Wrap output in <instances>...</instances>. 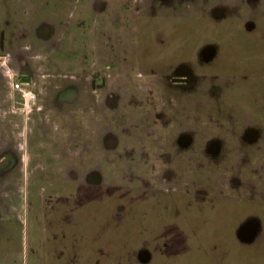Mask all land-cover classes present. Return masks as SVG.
<instances>
[{"label": "flooded vegetation", "instance_id": "obj_1", "mask_svg": "<svg viewBox=\"0 0 264 264\" xmlns=\"http://www.w3.org/2000/svg\"><path fill=\"white\" fill-rule=\"evenodd\" d=\"M35 1L0 0L1 48L10 42L14 45L26 31L35 40L42 36L43 22L31 25L26 20L40 11ZM121 2L107 14L102 0L96 11L81 12L74 11L78 4L69 0L70 11L62 19L55 16L63 11H55L51 27L63 19L67 27L65 55L56 54L68 64L66 71L42 75L41 66L37 71L31 59L18 61L16 70L9 71L29 96L13 89L12 80L6 83L9 93L13 99L19 96V105L32 112L23 133L8 136L0 125L5 138L0 141V191H8L4 199L26 187L38 198L32 217L39 225L44 223L45 231L56 238L51 231L55 227L75 229L60 232L59 237H68L69 242L53 252L57 261L65 258L67 264H72L75 241L82 235L78 227L94 213L96 204H103L106 220L123 224L119 237L149 241L137 251L144 264H154V252L159 255L157 264H182L180 257L195 253L201 245L199 229L190 226L186 231V224L205 217L210 224L234 222L233 237L241 244H252L263 237L264 200L245 195L240 199L223 188L217 193L213 180L222 177L226 190L240 195L255 187L254 176L264 185V0ZM27 3L34 5L31 14ZM111 28L120 32L112 40ZM107 56L110 63L103 66L101 59ZM39 73L46 83L43 93L36 87ZM112 77L122 84L110 86ZM152 85L158 89L154 91ZM39 94L44 96L41 105ZM106 112L113 113L118 136L123 132L122 112L128 113L131 123L124 127L131 126L134 144L128 154L121 151L120 139L104 129L111 121ZM91 123L95 129L102 125L95 133L98 137L94 134L97 142L90 136ZM72 143L74 151L66 146ZM65 151L74 155L66 165H53L41 154ZM140 157L146 162L138 163ZM112 162L117 174L132 167L136 178L145 166L149 182L143 186V179L132 178L138 183L114 185L117 199L90 201V188L109 190L99 183L104 178L102 168ZM181 184L184 190L186 184H193L195 192H177ZM43 185L57 195L67 188L66 199L61 195L55 201L45 199L40 194ZM197 191L204 197L195 195ZM185 210L191 214L184 215ZM209 229L208 240L219 235L214 224ZM164 233L175 240L155 243Z\"/></svg>", "mask_w": 264, "mask_h": 264}, {"label": "rangeland", "instance_id": "obj_2", "mask_svg": "<svg viewBox=\"0 0 264 264\" xmlns=\"http://www.w3.org/2000/svg\"><path fill=\"white\" fill-rule=\"evenodd\" d=\"M79 1L80 3H78ZM102 1L106 8V11H103V14H107L109 10H111L113 5L119 7V4L122 3V0H120L119 4L116 2L118 0H110L112 3H109V0ZM105 1L107 2V4ZM35 2L37 3V5L38 2L40 3V11H35L37 15L33 14L30 19L27 18L26 20L31 25H36L40 22H43V27L40 30V34H42V36L35 40L34 37L32 38V36L28 34L29 31H26L24 33L25 37L22 35L18 39L16 38V43L14 45H12L10 42L8 43V46L3 47L2 45L3 48L0 47V125H4L6 127V135L8 136H14L16 133L19 134V132L23 133L25 131L23 130L24 122L28 117L27 115L32 112L30 107L25 109L23 108V105H19V102H22L19 96L16 95L15 99H13L12 94H10L11 92L9 93L10 88L8 91V88L6 87L7 81L12 80L10 72L12 73L14 72V69L16 70L18 61L28 62L29 59H31L30 61L33 60L36 65L35 69H37V71H39L38 67L41 66L40 72L42 73V75H45V73L66 71L68 66V64L63 60V58L59 56V58L57 59L56 56V54L64 56L66 52L64 41H66L67 39V27L65 24V19H63L64 21H61L62 24H58L55 28L51 27V20L56 10L63 12L56 14L55 17L62 19L64 18V16H66V11H70V8H67L69 0H36ZM75 3L78 5H76ZM75 3H73L74 5H76L74 11L80 12L88 10L96 11L97 7H100V5L98 4V0H96V3H94L93 0H75ZM144 3L145 1H143L142 4ZM142 4L140 5L143 6ZM32 5L33 4L29 5L27 3L25 7L26 10H30V14L32 7H34V5ZM138 7L140 6L138 5ZM46 8L51 9H47L46 11ZM141 13L142 11L138 12V14ZM115 33L117 34L120 32L115 30H113L112 32L111 28V35L109 39H114L111 36H115ZM105 39L107 38L105 37ZM29 40L32 44L34 43L35 45L29 47ZM100 63L103 66H107L110 63V58L107 56L104 59H101ZM5 64H7L6 67ZM76 68L77 70L81 69L79 68V65H77ZM110 71L111 70H109V72ZM38 76L39 77L36 83V87L39 89V93H43V87H45L46 83L44 82V80H42V77H40V73L38 74ZM12 81L16 83V80ZM142 81L148 85L147 81ZM108 82L110 83V86H112L116 82L121 83V80L112 77L110 80H108ZM151 87L154 91L158 89V85H152ZM39 98L40 99L38 104L41 105L40 102L44 101V96H42V94H39ZM8 100L9 102H7ZM127 114V112H122L123 122H121L122 124L120 125H123L121 128L123 132L120 133L119 136V132L113 129V123L111 120L113 118V113L106 112L105 116L107 120L111 121L110 123L108 122L109 124L104 127V129L107 128L109 132H111L113 135H116L120 139L122 147L124 148L123 150H120L122 152H125L126 154L132 151L134 146L133 142L131 141L132 137L130 136L131 126H128V124L126 127H124L126 123H131V120L129 117H127ZM97 125V130L93 128L94 125L92 123L90 125L91 128L89 127V131H91V137H94V134H97L98 129H101L102 125L100 127H98ZM2 127H0V132L2 130ZM92 131H94V133H92ZM3 138L4 136H2V133H0L1 142ZM94 141L97 142V138L94 137ZM146 145L148 146V144ZM146 145L144 146L147 149ZM66 146L67 148L71 147V151L72 149L73 151L75 149L73 143L72 145L67 144ZM141 150L144 151V148H142ZM41 154H44V157H48L49 159H51V163L53 165H59L62 162L66 165L68 162H70V159L72 160V158L74 157V155H72L68 151L61 152L55 156L49 155L48 153ZM67 158L69 160H67ZM142 161L146 162L142 158L139 159L137 162L141 163ZM26 162L27 158L22 160L21 167L23 171L27 165ZM124 163H127V167L129 166L128 160H124ZM253 163L256 164L254 161ZM145 168V166H142V168L137 171L136 178V175L134 177V172H132V167L123 169L121 170V172L118 171L117 174L116 169L114 168V163L112 162L111 164H108L107 167L102 168L103 177L106 178L105 180L104 178L100 180L99 184L107 186L109 190L101 192L98 191V189L96 188H90L87 192V198L90 201L117 199L116 197L119 193L116 190H112L114 185L129 186L132 183H138L134 181L132 182V178H136L137 180L143 179L145 183L140 182V184L146 186L149 182L150 174L146 172V170H144ZM231 175L233 174L231 173ZM227 176L229 177V175ZM255 178V176L254 178H252V183L255 184V187L252 188L248 192V194L241 193L240 195L235 191L230 192L229 190H226L227 188L225 186V183L222 182V180L224 179H222V177L220 178V176H217V178L213 180L214 183H217V191L215 192L219 193L220 189L222 190L223 188L224 191H228L225 193L234 195L235 197L240 199H242L241 197L245 195L246 198H249L253 201L264 200V185L262 183H258ZM188 182L191 183L192 180H188ZM261 184L263 185L262 187ZM43 186L44 187L41 189L40 194H42V197H44L45 199L50 198L55 201L56 199H59V195L63 197V200L66 199L68 194L67 188H65V190H62L61 193L57 195L56 191L50 194L49 190L47 189V186ZM183 186L184 185L181 184V187H176V191H179L180 193H185V191L189 189L191 191L190 195L195 192V190L193 191L192 189L193 184H186L185 190L183 189ZM7 192L0 191V201H2L3 203L0 205V264H53V262L55 264H67L65 258H62L61 261H57L54 253H56L57 248L63 247L62 244H65L64 247H66L67 243L69 242L68 237L64 239L59 237L60 232L62 230H68L69 232H73L75 231V229L71 228L72 226L68 227L67 225H63L59 228V230H56L55 227L51 231L52 233H54V235H58V237H52V235L48 233L47 230H44V223L42 222V225H39L37 221L32 217L35 203L38 200L36 194L33 191L26 189V187L23 188V186H20L18 191H15L14 193H9L10 196L9 198L6 197V200L4 198ZM69 194H71V192H69ZM195 195H198V197H204L205 194L204 192L198 193L197 191ZM143 199H146V197H143ZM148 199L150 198L148 197ZM4 205H7L6 209L4 208ZM100 205L101 204H96L94 213H90L88 220L85 223L80 224L78 227V231L82 233V235L81 238L75 241L76 247L73 250V254L71 256L72 264H144V258H139L137 255V251L142 245H147L146 243L149 241L139 239L125 240L119 237L118 235L119 232L122 230L123 224L120 223L118 220L117 223L109 219V221L106 220L104 218V216H106V213L101 207L103 206V204L101 206ZM109 206L111 207L113 206V204H109ZM189 214L191 213L186 212L185 210L184 215ZM205 219L206 217L203 221L192 223L190 222L189 225L186 224L185 230H190V226L193 229H199L197 231V237L200 239L201 245H199V248L195 253L181 256L180 263L264 264V231L262 232L263 237H258L252 244H241L233 237L232 232L233 228L235 227L234 222L229 224L222 222L210 224L209 222H206ZM213 224L218 229L217 233L219 235H216L211 240H208V237L211 236L209 226ZM181 226L183 225L181 224ZM220 228L222 229V232H220ZM262 229H264V223L262 225ZM163 235L166 238H164ZM161 236V239L157 238L154 240L155 243L174 239L171 238V233H169V235L167 233H164ZM187 241L191 243L193 240L187 239ZM127 242L128 246H126ZM149 247L150 249H152V246ZM68 248H70V245H68L66 249ZM158 257L159 255L157 254V252H154V264L160 263L158 261ZM174 263L177 262L174 261Z\"/></svg>", "mask_w": 264, "mask_h": 264}, {"label": "built area", "instance_id": "obj_3", "mask_svg": "<svg viewBox=\"0 0 264 264\" xmlns=\"http://www.w3.org/2000/svg\"><path fill=\"white\" fill-rule=\"evenodd\" d=\"M12 88L16 89V90H21L17 82L12 86ZM22 93H23L24 97H28L29 96L27 93H25L23 91H22Z\"/></svg>", "mask_w": 264, "mask_h": 264}]
</instances>
